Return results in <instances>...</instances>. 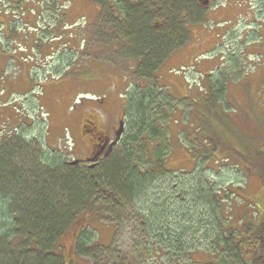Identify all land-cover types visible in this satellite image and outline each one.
Instances as JSON below:
<instances>
[{
	"label": "rangeland",
	"instance_id": "374dc122",
	"mask_svg": "<svg viewBox=\"0 0 264 264\" xmlns=\"http://www.w3.org/2000/svg\"><path fill=\"white\" fill-rule=\"evenodd\" d=\"M57 1H41L43 8L50 9V16L45 12L48 22L38 25L6 23L21 15L25 17L22 22H30L34 12L27 8L32 4L23 0L17 3L16 14L0 12V90L4 92L0 94V130H4L0 140H27L41 153L48 152L67 164L82 158L78 167L85 169L92 160L84 158L91 148L87 134L81 131L82 122L93 115L99 127L117 125L119 100L127 99L125 130L112 156L123 159V140L136 135V144L145 138L143 144L150 152L160 145L165 165L185 172L158 174L151 187L140 195L135 191L133 197L139 196V204L121 209L115 217L118 223L98 210L102 204L97 201L95 212L84 215L94 230L90 241L109 245L94 244L92 254L101 256L97 264L120 260L131 264L206 262L211 255L205 248L217 240L220 213L210 216L213 205L206 202L197 206L207 214L198 216L194 198L220 189H231L224 194L235 212L246 209L248 201L254 202L255 218L262 224L263 187L237 152L255 157V151H264V0H210L202 7L196 0H188V6L175 15L167 7L169 0L153 1L159 9L149 10L151 31L166 29L174 18L181 29L176 45L171 44L159 56L153 49L139 48L137 55L130 51L131 45L127 46L133 43L124 37L125 27L120 20L111 22L105 12L98 13L95 1ZM21 3L24 5L19 8ZM63 3L67 5L65 23L56 28L52 13L57 15ZM69 24L73 25L67 28ZM144 55L153 59L150 65L142 59ZM163 94L177 100L172 114H167L170 108L164 109L166 114L157 122L171 139L157 141L150 135L149 141L143 131L147 127L138 129L130 106L134 98L152 96V103L147 106L144 102L150 120L153 111L161 109L160 101H154ZM30 95L35 98L25 97ZM194 97L200 102L198 107ZM213 112L217 114L209 117ZM202 113L209 115L201 123L198 117H204ZM36 115L46 120L37 124ZM210 126L213 132L205 131ZM218 136L221 140L217 141ZM169 142L172 148H168ZM198 155L208 157L196 162ZM151 224L159 226L158 235L152 234ZM90 227L83 233H90ZM232 231L237 232L235 227ZM72 232L63 233L53 252L68 257L71 264H91L90 256L73 253ZM106 249L113 255L108 256Z\"/></svg>",
	"mask_w": 264,
	"mask_h": 264
},
{
	"label": "trees",
	"instance_id": "16d2710c",
	"mask_svg": "<svg viewBox=\"0 0 264 264\" xmlns=\"http://www.w3.org/2000/svg\"><path fill=\"white\" fill-rule=\"evenodd\" d=\"M1 1L0 12H6V8H9L10 14H16L15 11L19 12L16 6L17 3H20V0L15 2L14 0ZM41 1L43 0L38 3L35 0H23V3L32 4L30 8H27L34 12V14L31 12L29 16L30 22H22L25 17L23 18L21 15L17 19H9L6 23L16 22L18 25L24 23L27 26H32L41 24L42 21L48 22L44 18L45 12L49 15L50 9L43 8ZM50 1L53 4L55 3V0H46V2ZM91 1H95L96 7H99L100 12L98 11V13L102 12L104 14L105 12L111 17V22L117 24L120 20L121 25L125 27L124 37L127 41L133 43L128 44L127 47L131 45L130 51H133L134 54L139 48L140 51L153 49V51H156V55L159 56L169 46L176 45V41L181 37V29L175 23V18L166 29L160 30V32L151 31L149 10L159 9L158 5H152L153 1L159 3V0ZM147 1H151V5ZM187 1L169 0L167 1V7L170 8V13L172 12V15H175L184 6H188ZM145 2L147 3L145 4ZM23 3L18 7L23 6ZM14 5L15 7H12ZM66 7L67 5L64 6L63 3L60 6L62 10L58 9L57 15L52 13L53 20L56 21V28L59 26L62 28L61 22L65 23ZM49 21L51 20L49 19ZM64 29L66 30V28ZM53 36L56 37L58 34ZM63 37L58 38L62 39ZM159 58L162 59L161 56ZM142 59H145L148 65L153 61L147 55H144ZM30 96L25 97L35 98L33 95ZM24 98L21 100H24ZM153 99L152 96L145 97L143 100L134 98V103L131 104L130 108L134 114V119H136L134 121L139 123L136 125L138 129L147 127L143 131L149 135V141L151 135L153 138L157 137V141L163 140L165 142L166 139H171V135L165 130H161L162 126L158 123L162 120V116L166 114L164 109L170 108V112L168 111L167 114H172L177 100H171L165 94L162 97L159 96L154 103L160 101L159 106H161V109L153 111L150 120H148V112H145L144 102L148 106ZM193 99L194 104L198 107L199 100L196 97ZM126 101L127 99L124 100L125 113L128 108V102ZM32 105L38 107L37 102L32 101ZM208 106L213 108L210 103ZM16 108L18 110V107ZM214 113L208 114L209 117H214ZM202 115L204 117H198V121L201 123L205 122L208 116L203 113ZM36 117L37 124L44 122L41 115H36ZM5 121L6 119H3V124H5ZM36 123L32 122L31 124L36 125ZM4 127L8 126L5 125ZM207 130L212 131V127H207L205 131ZM2 131L4 130H0V135H2ZM143 131H139L138 134L141 135ZM123 133L124 131L122 136ZM21 140L23 139H7L4 143L3 140H0V264H71L68 257L53 252L60 237L69 229H73V253L82 257L88 255L93 261L91 264H97L101 256L96 253L95 255L92 254L94 244L95 247H107L109 245L100 244L96 240L94 243L92 240L90 241V236L94 230L84 218V215H90L88 211L95 212L92 210L97 209V201L102 204L98 210L103 211L108 215V218L118 223L115 217L118 218L121 209H125V206L131 204L134 206L139 204V196L133 197L135 191L140 195L145 189L151 187L158 174L165 173L166 176V174L177 171L182 174L185 173L181 169L174 170L165 165L163 160L165 154L163 157L159 154L161 149L158 146L160 145L155 146L157 151L150 152L147 145L143 144L145 138L140 139V143L136 144V135L123 140V159L112 156L116 146L109 155L101 156L93 166H87L85 169L79 168V163L69 162L67 164L63 160L56 159L48 152L43 151L41 153L38 146L32 147L27 140ZM218 140H221L220 136L217 137ZM121 141L122 138L117 145H120ZM172 146V143L171 145L168 144V148H172ZM184 148L193 151L187 146H184ZM237 153L243 157V162L249 164L245 167L256 174L264 193V151H255V157L249 154L247 156L241 151ZM205 157H208V155H198L195 160L198 162L199 159ZM235 167H238L237 164H235ZM168 181L170 182L169 179ZM225 191H231V189L225 188L224 190L220 189L217 193L210 192L209 195H199L201 196L200 200L194 198L196 204L194 210L198 209L197 215L204 216L207 214L202 207L197 206L206 202L211 206L213 205L211 212H208L210 216L214 214L216 216L218 212L220 213L219 216L217 215L219 229L215 230L217 240L212 247L207 246L205 248V251L210 253L211 257L202 264H264V217L262 218V224H259L257 218H255L257 211L254 206L256 204L251 201L246 204V209L235 212L236 210L233 209L229 199L225 198ZM155 205L158 208L159 206L163 207L158 203H155ZM198 222L201 223V221ZM228 225L231 226L228 227ZM150 226L152 234L158 235L159 226L152 224ZM232 226L235 227L237 232L232 231L234 228ZM89 227L91 232L83 233V230ZM87 240L89 244L86 243ZM160 241L158 240V243ZM225 250H227V253ZM108 252L110 250L106 249V253ZM110 255L113 254L110 253L108 256ZM112 264L131 263L120 260ZM192 264L197 263L192 262Z\"/></svg>",
	"mask_w": 264,
	"mask_h": 264
},
{
	"label": "flooded vegetation",
	"instance_id": "af4514ba",
	"mask_svg": "<svg viewBox=\"0 0 264 264\" xmlns=\"http://www.w3.org/2000/svg\"><path fill=\"white\" fill-rule=\"evenodd\" d=\"M123 100L119 101L121 104V115L117 122V125H111L106 128L99 127L97 123V118L91 115L92 118L84 119V122L81 124V131L87 134V140L89 143V147L91 148L90 152L87 154L90 155L95 153L98 150L103 149V152L109 147L111 140L117 137V133L120 129V122L122 121L121 116L125 115V105ZM111 129V130H110Z\"/></svg>",
	"mask_w": 264,
	"mask_h": 264
},
{
	"label": "water",
	"instance_id": "95a60500",
	"mask_svg": "<svg viewBox=\"0 0 264 264\" xmlns=\"http://www.w3.org/2000/svg\"><path fill=\"white\" fill-rule=\"evenodd\" d=\"M199 1H201V0H199ZM203 3H208V2H207V0H204ZM113 143H114V141H113ZM96 156H97V154H95L91 159H88V160H93V159L95 160L97 158ZM75 161H77V160H75Z\"/></svg>",
	"mask_w": 264,
	"mask_h": 264
}]
</instances>
